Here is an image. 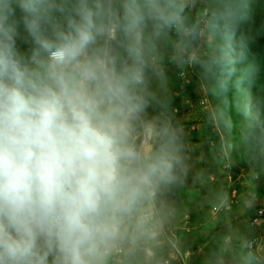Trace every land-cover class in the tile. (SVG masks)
Wrapping results in <instances>:
<instances>
[{"label": "clouds", "instance_id": "obj_1", "mask_svg": "<svg viewBox=\"0 0 264 264\" xmlns=\"http://www.w3.org/2000/svg\"><path fill=\"white\" fill-rule=\"evenodd\" d=\"M192 3L0 0V264H156L162 197L188 168L170 123L148 118L162 50L219 93L259 71L238 39L247 0H208L203 24Z\"/></svg>", "mask_w": 264, "mask_h": 264}, {"label": "rangeland", "instance_id": "obj_2", "mask_svg": "<svg viewBox=\"0 0 264 264\" xmlns=\"http://www.w3.org/2000/svg\"><path fill=\"white\" fill-rule=\"evenodd\" d=\"M206 9L207 4L203 0H193L192 6L187 10L191 22L199 21L203 24L201 17ZM196 46L197 55L203 56L209 51L210 42L202 38L197 41ZM163 51L166 57L161 58L162 78L158 82L154 81L152 85L154 98L151 102L156 103L159 108L150 106L148 118L170 123L183 145L188 168L183 183L166 192L162 199L167 206L180 207L181 213L177 210L180 214L173 217L174 224H179L185 214L192 217L195 226H198L192 233L195 239L181 247L188 253L190 261L194 264H219V257L224 259L228 254V247L222 243L224 235L241 238L245 229V213L249 208L264 202V166L260 171L248 168L235 174L224 150L216 148L213 151L210 148L213 144L207 143V140L215 125L209 119L212 120L209 104L207 108L199 104L201 90H194L200 81L192 78L193 85L175 95L179 85L176 70L169 62L171 45ZM192 66L194 68V64ZM160 108L167 110L169 115L164 116ZM205 114L210 115L208 117ZM196 141L204 145L197 144ZM227 163L230 168L224 173L222 166ZM255 174H259V179L254 178ZM231 189L238 192L236 207L228 214L218 217L214 224L208 223L206 212L210 206L221 202ZM164 218L167 219L166 216ZM165 222L168 225L171 223L168 220ZM212 247L214 251L210 250ZM155 262L159 264V257H155Z\"/></svg>", "mask_w": 264, "mask_h": 264}, {"label": "trees", "instance_id": "obj_3", "mask_svg": "<svg viewBox=\"0 0 264 264\" xmlns=\"http://www.w3.org/2000/svg\"><path fill=\"white\" fill-rule=\"evenodd\" d=\"M203 1L208 6V0ZM247 5L249 18L240 25L238 39L242 36L247 45L245 64H254L259 70L255 81L252 84L237 85L236 80L240 75L237 72L229 83L228 91L219 93L214 89V82L203 79L201 69L194 64L198 81L208 98L213 117L212 120L209 119L216 128L210 133L207 143L213 144L210 147L213 151L216 148L224 150L235 174L248 168L260 171L264 166V145L258 141L250 126V118L245 116V110L251 113L259 112L260 119L264 120V0H247ZM187 15L192 23L188 12ZM211 43L213 42L210 41ZM243 66L238 64L237 68ZM151 106L159 108L154 102H151ZM160 111L166 117L169 115L163 108H160ZM156 253L158 252L155 249Z\"/></svg>", "mask_w": 264, "mask_h": 264}, {"label": "built area", "instance_id": "obj_4", "mask_svg": "<svg viewBox=\"0 0 264 264\" xmlns=\"http://www.w3.org/2000/svg\"><path fill=\"white\" fill-rule=\"evenodd\" d=\"M169 62L176 70L179 85L175 95L191 87L194 83L193 79L199 80L192 64L178 63L173 59V50ZM197 88L201 90L198 99L199 104L207 108L208 98L206 92L201 84L197 85ZM229 168L230 166L228 163L224 164L222 166V171L227 173ZM254 178L259 179V174H255ZM262 183H264V180H262ZM226 197V205H222L221 202H219L210 206L206 213L208 223L212 222L214 224L218 220V217L228 214L236 207L238 204L237 190H229ZM244 221L245 229L241 238L232 237L230 234L224 235L222 243L224 246L228 247V254L224 259L219 257V264H243L244 257L247 256L248 253H251L256 258L254 264H264V202L249 208L245 213ZM197 229L198 226H195L194 219L188 215L182 216L178 226L171 227L164 223L156 247L158 253L155 254L156 258L159 257V264H194L188 258V253L182 252L176 239V232L189 234Z\"/></svg>", "mask_w": 264, "mask_h": 264}, {"label": "crops", "instance_id": "obj_5", "mask_svg": "<svg viewBox=\"0 0 264 264\" xmlns=\"http://www.w3.org/2000/svg\"><path fill=\"white\" fill-rule=\"evenodd\" d=\"M165 55H166L165 52L162 50L161 58L166 57ZM176 84H177V82H176ZM172 85H174V83H172ZM172 85H171V86H172ZM194 90L197 91L198 88L196 87ZM208 111H209V110H208ZM206 113H209V112L206 111ZM210 113H211V112H210ZM209 115H210V114H205V116H208V117H209ZM212 118H213V117H212ZM214 127H215V126H214ZM193 129H195L194 126H193ZM215 129H216V128H212L211 131L214 132ZM190 131H191V130H190ZM190 131H189V133H191ZM192 134H194V133H192ZM196 143H197V144H202V145H204V143H202V142H200V141H198V142L196 141ZM209 143H210V142H209ZM163 200H164V199H162V204H161V206H162V209H163V212H164V216L167 217V219L164 218V223H166L165 221L168 220L169 222H171V223H169V226H171V227L178 226V224L176 225V224L173 223V217H175L176 215H178V214L181 213V211H180V207H179V208H177V207L172 208L171 206H167V205L164 203ZM177 210L180 211V213H178ZM182 210H184V209H182ZM184 215H185V214H184ZM171 217H172V218H171ZM166 224H168V223H166ZM193 232H194V231H193ZM193 232H191V233H189V234H184V233H182V232H178V231L176 232V239H177V241H178L180 247H183L185 244L190 243L191 241H193V240L195 239L194 235L192 234ZM156 250H157V249H156ZM210 250H211V251H214V247H212ZM157 251H158V250H157Z\"/></svg>", "mask_w": 264, "mask_h": 264}]
</instances>
